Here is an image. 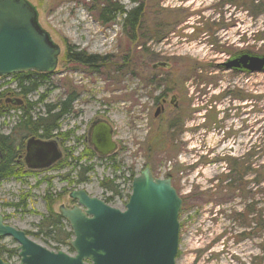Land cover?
<instances>
[{
    "label": "rangeland",
    "instance_id": "obj_1",
    "mask_svg": "<svg viewBox=\"0 0 264 264\" xmlns=\"http://www.w3.org/2000/svg\"><path fill=\"white\" fill-rule=\"evenodd\" d=\"M26 1L61 55L55 72L38 79L39 89L22 108L11 111L0 99V134L13 129L14 137H27L19 126L22 110L31 104L33 121L45 118L47 107L64 96L63 85L87 103L77 107L83 114L72 123L78 135L101 117L116 129L112 157L118 168L96 158L88 143L70 142L72 156L0 182L4 225L35 235L49 211L48 192L57 196L52 210L58 215L61 206L72 204L75 191L123 211L133 179L149 169L154 178L169 179L183 202L176 264H264V72L239 75L218 66L240 52L264 56V0ZM120 8L141 9L136 29L115 12ZM69 49L98 57L99 72L69 64ZM159 63L168 66L154 70ZM11 89L9 77L0 78V93L10 98ZM165 90L171 91L168 103L178 97L179 109L168 105L154 119L155 99ZM80 167L90 169L88 182L67 184L64 178L77 180ZM110 182L116 195L102 188ZM63 223L72 234L71 247L73 233ZM27 236L57 251L44 235ZM68 246L59 250L74 256ZM0 247L14 255L19 245L2 238Z\"/></svg>",
    "mask_w": 264,
    "mask_h": 264
},
{
    "label": "water",
    "instance_id": "obj_2",
    "mask_svg": "<svg viewBox=\"0 0 264 264\" xmlns=\"http://www.w3.org/2000/svg\"><path fill=\"white\" fill-rule=\"evenodd\" d=\"M60 49L37 24V11L26 0H0V78L34 72L53 73ZM167 67L157 64L153 68ZM225 70L249 74L264 72V56L242 54L227 61ZM6 104L20 106L21 100ZM94 123L93 150L100 158L117 151L112 128ZM62 158L57 143L31 139L26 163L30 170H45ZM78 207L59 208V215L73 233L74 256L51 252L31 241L25 232L3 223L0 238H12L19 245L21 264H176L179 252V216L182 199L169 179L153 177L149 169L133 179L125 209L119 210L89 197L84 191L71 193ZM0 264H5L0 260Z\"/></svg>",
    "mask_w": 264,
    "mask_h": 264
},
{
    "label": "flooded vegetation",
    "instance_id": "obj_3",
    "mask_svg": "<svg viewBox=\"0 0 264 264\" xmlns=\"http://www.w3.org/2000/svg\"><path fill=\"white\" fill-rule=\"evenodd\" d=\"M242 54L253 55L249 52H240V53H237V54L229 57L226 60V62L233 59V58H236ZM60 55H61V52H60ZM79 55L80 54L73 53V51H71V49H69L68 53L65 57H66V60L69 64H76L78 66L86 67L91 72L92 71L99 72L98 57H94L97 59V62L95 64H87V63H84L78 59ZM86 58H90V57L86 56ZM226 62L220 63L218 65L219 68L222 69L223 71H227L222 67L223 64H225ZM162 64H165V63H162ZM57 66H58V61H57ZM158 68H166V67H158ZM158 68H156V69H158ZM156 69H154V70H156ZM228 72H232V73L239 74V75H251V74L246 73V72H238V71H234V70H229ZM29 73H32V74L27 75ZM50 74H52V73H50ZM48 75L49 74H39V73H34V72H28V73L15 74V75L10 76L9 77V84H10V86H12V89H11L10 94H9L11 96L9 99H11V100L18 99V100L22 101V104L20 106H15L11 103L8 104L11 106V111H13L15 107L22 108L24 106V103H25L24 100H25V98H27L25 96H17L18 91L15 92V90H14V88L17 89V85H18V83H20V81H25L27 78L46 79ZM60 88L64 90L63 91L64 96L60 97L61 99L56 103V105H54V108H53L54 109L53 114L55 116V130H54V133L52 135L53 137L48 138V137H45L44 134H41V133H38L37 135H30L28 133L27 137L26 136L25 137H14L13 129L11 130L10 134L8 135L7 138H8V142H9L11 152H12V165H11V167L16 168L14 170L17 174L19 172L26 174V170H27V172L30 170L27 166V163H26V157H27V143L31 139L44 141V142L50 141V140L55 141L57 143L59 150L62 153L61 160H63V157H66L69 155L72 156V152L75 151L74 150L75 147L67 149V145L70 142H72L74 144V146L77 145L78 143H80V144L81 143H88V145L90 146L89 148L93 150V147L91 146L90 141L92 139V127H93L94 123L99 124V123L103 122V123H107L111 126V128H112V139L116 143L117 150H118V143L116 141L117 137H116V133H115L116 129L114 128L112 123L104 117H101V118H98V119L92 121L89 126L83 125L81 127V128L85 127L83 134L81 136L78 135L79 127H77L76 125L72 126V123L76 122L78 120V118H81L82 114H83V112H81V110L78 111L77 107L79 106L81 108L83 105H86L87 103H84V101L82 99V95L79 92L73 91V89L69 90L68 87H65L63 85ZM170 92L171 91L165 90L164 93L160 94L155 99L154 105L156 106V111L154 113V119H159L161 116H163L166 112V108L168 105L172 106L174 110L179 109V99L177 96L172 95L170 97V101L168 103L167 97H168V94ZM112 104H114V103H112ZM136 106H138V104L135 102V107ZM177 118H178V120H180L179 117H177ZM93 154L95 155L96 158L103 160L106 164H112V162H113L112 156L114 154H112L108 157H105V158H100L94 150H93ZM75 163H76V161H75ZM35 171H37V170H35ZM39 171H41V170H39ZM16 179H19V177H17ZM66 182H67V184H70L72 182L73 185H75L74 183L76 181H75V178L70 175V177H67ZM56 197L57 196H55V198ZM70 201L72 204H70V206H68L66 208L74 209L75 207H77V205H78L77 201H73V200H70ZM3 223H4V220H3ZM0 239H2V238H0ZM70 249H71V247H70ZM19 253H20L19 247H18L16 253L14 252V255L12 254V251L5 249L4 247H0V260L5 264H11L10 263L11 259L14 257H18L20 260L19 264H21V258L19 256Z\"/></svg>",
    "mask_w": 264,
    "mask_h": 264
},
{
    "label": "trees",
    "instance_id": "obj_4",
    "mask_svg": "<svg viewBox=\"0 0 264 264\" xmlns=\"http://www.w3.org/2000/svg\"><path fill=\"white\" fill-rule=\"evenodd\" d=\"M104 11H107V8L104 7ZM115 12L121 13L122 15L126 16L125 18V25H130L131 29H136V25L139 22V17L141 15V9H135L129 12L123 11L122 8L119 10H116ZM78 59L84 63L87 64H95L97 62V59L94 57L86 58L83 53H81L78 57ZM32 73H29L27 75H31ZM18 76V75H17ZM39 78H27L25 81H20L17 85V96H25L28 97L32 93L36 92L41 83L38 81ZM0 99L7 100V92L0 93ZM5 103V102H4ZM5 106V105H4ZM5 108V107H4ZM34 106L29 104L28 108L23 109V116L21 117L19 121L20 130H25L30 135H37L38 133L44 134L45 137H52L54 130H55V116L53 114V108L52 106L47 107V113L46 117H40L33 121L32 117L30 116V113ZM4 114V111L0 110V117H2ZM8 136H3L0 134V182L8 180L9 178H12L14 176H17L18 174L15 173V170L12 165V152L11 148L8 142ZM113 169L117 170L116 162H112ZM69 165H60L59 169H64ZM77 166V165H76ZM79 175H77V180L74 183L82 184L88 182V178L86 179V175L89 173L90 169L88 168H81L80 167ZM67 177H70V174L66 176L64 179L67 181ZM63 179V180H64ZM49 182V181H48ZM256 183H259V180H256ZM70 185H73L71 182ZM102 188L106 192H110L111 194L116 195L117 191L116 188L112 187V183L102 184ZM48 187L51 188L50 182L48 183ZM49 190V189H48ZM55 196L50 195L48 192V195L44 196V201L48 204V214L43 217L42 221L38 225L37 229L38 232L35 235H31L30 233H27V235L30 236H43L45 237L48 242L54 243L57 247V251H60L59 249L61 246H68V242L70 241V238L72 234L67 232L65 229V225L63 223V219L60 215L54 213L52 210V205H54L55 202ZM20 204L24 205L25 201L21 200ZM109 201H107L108 203ZM182 210V209H181ZM70 252L72 253V249L68 246ZM179 256V252H178ZM177 256V257H178Z\"/></svg>",
    "mask_w": 264,
    "mask_h": 264
}]
</instances>
